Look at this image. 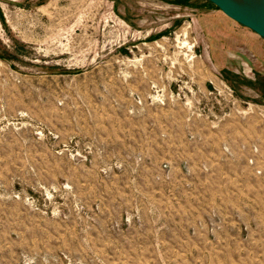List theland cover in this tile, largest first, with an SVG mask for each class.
<instances>
[{"label":"rangeland","instance_id":"rangeland-1","mask_svg":"<svg viewBox=\"0 0 264 264\" xmlns=\"http://www.w3.org/2000/svg\"><path fill=\"white\" fill-rule=\"evenodd\" d=\"M0 264H264V38L208 0H0Z\"/></svg>","mask_w":264,"mask_h":264},{"label":"water","instance_id":"water-1","mask_svg":"<svg viewBox=\"0 0 264 264\" xmlns=\"http://www.w3.org/2000/svg\"><path fill=\"white\" fill-rule=\"evenodd\" d=\"M227 17L264 38V0H208Z\"/></svg>","mask_w":264,"mask_h":264}]
</instances>
